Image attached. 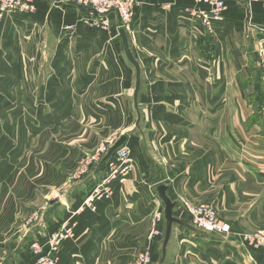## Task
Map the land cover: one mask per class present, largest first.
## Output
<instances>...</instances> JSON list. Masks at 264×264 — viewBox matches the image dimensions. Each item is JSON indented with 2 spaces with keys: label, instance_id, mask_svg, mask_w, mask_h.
<instances>
[{
  "label": "crops",
  "instance_id": "crops-1",
  "mask_svg": "<svg viewBox=\"0 0 264 264\" xmlns=\"http://www.w3.org/2000/svg\"><path fill=\"white\" fill-rule=\"evenodd\" d=\"M137 2L132 22L122 25L113 14L108 32L103 33L88 27L92 13L83 7L62 4L59 0H25L21 8L28 6L32 8L31 13H15L14 25L5 27L1 39L10 41V48L20 49L24 44L31 47L32 57H28V61L25 62L24 53L17 56V64L22 66L29 62L38 67L40 60L34 59L35 50L39 45L47 48L49 81L67 77L80 80L78 72L69 73L73 50H80L81 58L76 63H88L94 58L95 53L90 49H99V56L104 51L105 55L103 52L93 64L96 68L102 66L101 75H108L106 67L111 69L117 63L113 53L124 50L119 36L124 29L142 69L141 94L146 83L154 108L172 110L179 117L176 122L165 120L162 123L163 147H159L156 158L162 165L161 172L152 174V166L146 162V158L151 160V157L148 153L141 154L143 160L139 159L147 167L144 166L146 174L143 176L136 170L124 192L119 193L118 203L99 206L96 214L99 242L109 237L112 242L123 241L122 248L126 245L130 249L123 257H130L138 247L137 236L150 226L148 211L154 205L148 196L150 187L157 189L165 185L169 188L168 197L177 204L174 210L177 218L191 223L184 213V201L210 205L231 225V234L215 235L178 226L173 229L163 264H194L193 261L199 260L194 255L197 245L202 251L206 250L203 258L207 264H264V249L244 247L242 243L243 233L264 229V111L254 104L257 91L264 84V71L257 67L256 52L264 42V0L250 5L227 1L223 20L214 22L212 27L203 25L196 17L195 0ZM202 9L208 8L203 6ZM71 26H75V30H69ZM62 64L64 68L58 69ZM218 65H221V76L216 73ZM98 76L90 74L89 77L96 80ZM231 81L236 83L231 84ZM101 88L108 89L107 85ZM114 88L118 85L111 84V89L104 90V94H117ZM221 95L230 97L224 109L217 108L216 104V98ZM190 98L192 101L197 98L202 104L190 105ZM138 103L141 109L140 94ZM140 113L138 130L145 143L147 138L141 127L143 112L140 110ZM112 123L116 128L121 127L116 117ZM149 125L151 129L152 122ZM122 135L130 141L127 134ZM238 142L255 152L248 156L252 160L250 167L244 165L239 155L233 156L232 145ZM106 164L100 165L96 173H103ZM135 189L143 195L141 204L137 202L134 207V211L145 215L142 225H131L127 218L131 209L128 199L136 201V194L140 196ZM108 205L112 206L110 210H107ZM162 222L165 226L164 214ZM187 250L190 254H186Z\"/></svg>",
  "mask_w": 264,
  "mask_h": 264
},
{
  "label": "rangeland",
  "instance_id": "rangeland-1",
  "mask_svg": "<svg viewBox=\"0 0 264 264\" xmlns=\"http://www.w3.org/2000/svg\"><path fill=\"white\" fill-rule=\"evenodd\" d=\"M24 3L25 0H21L13 8H1L0 4V264H159L166 220L164 226L162 215L165 208L155 187H150L148 193L154 204L148 211L150 226L137 236L138 247L128 258L123 257L130 250L126 245L122 248L123 241L112 242L109 237L99 242V216L96 214L101 204L120 201L119 193L124 192L127 181L130 182L136 170L143 176L146 174L141 154L148 153L151 157V160L146 158V162L152 166V174L161 172L162 165L156 158L159 147H163L165 129L162 123L165 120L178 121L177 113L154 108L147 92L149 85L145 83L142 94L140 91L141 127L147 138L145 150L142 134L135 127L137 114L132 96L136 71L121 49L118 54L113 53L116 65L111 69L106 67L108 75H101L102 66L96 68L93 64V61H99L104 51L99 56V49H90L95 53L94 58L88 63H76L81 58L80 50H73L69 73L78 72L80 80L67 77L49 81L47 73L50 68L46 63L50 58L49 51L40 45L34 58L40 60L38 67L29 62L23 66L17 64L20 53L25 54V62L31 59V47L24 44L20 49L10 48L12 43L1 37L6 26L14 25L15 13H31L32 8H21ZM69 30H75V26ZM256 52L258 54V48ZM57 67L64 68L63 64ZM216 73L221 76V65L216 66ZM90 74L100 77L95 80L89 77ZM111 84L118 85L113 89L117 94H104L111 89ZM103 85L108 87L105 92L101 88ZM257 94L253 103L264 111V84ZM229 100L227 95L217 97V108L224 109ZM241 101L244 103V99ZM199 104H202L199 99L192 101L190 98V105ZM115 117L121 125L119 128L112 123ZM123 133L130 139L120 148L128 152L124 163L130 169L123 173L126 176L122 177L124 168H116L118 162H114V156L105 163L103 173H96V169L104 164L109 149ZM252 152L241 142L232 145L233 156L239 155L245 166H251L252 160L248 156ZM116 177L120 178L119 186L124 183V188L117 186ZM93 179L96 180L92 182ZM103 181L105 187L100 193L99 184ZM135 192L140 196L136 194V201L128 199L131 209L127 218L131 225H142L145 215L137 209L134 211V207L137 202L141 204L143 195L138 189ZM59 203L58 208L49 212ZM110 208L112 206L108 205L107 210ZM242 238L244 247L264 249V229H251L243 233ZM195 247L194 255L199 260H192L193 263L207 264L203 258L206 250L202 251L198 245ZM186 254H190V250Z\"/></svg>",
  "mask_w": 264,
  "mask_h": 264
},
{
  "label": "built area",
  "instance_id": "built-area-1",
  "mask_svg": "<svg viewBox=\"0 0 264 264\" xmlns=\"http://www.w3.org/2000/svg\"><path fill=\"white\" fill-rule=\"evenodd\" d=\"M21 0H1V8L4 7H16L20 4ZM227 1L229 0H195L197 6L195 10L196 17L201 20V23L205 26H211L214 21H220L224 10L227 7ZM241 4H254L257 0H232ZM62 4H74L87 9L91 12V22L88 23V27L96 29L97 31L106 33L110 27L111 16L114 14L120 20L122 25H128L132 22L134 10L138 5L137 0H59ZM208 9H202V7ZM258 64L264 71V42L258 47ZM114 162H118L116 168L122 169V177H125L123 173L129 171L130 167L124 163L128 159V152L123 149L117 150L114 155ZM117 173V172H116ZM117 186L122 188L124 183H120L119 179ZM121 182V181H120ZM104 181L99 184V192L104 191ZM104 200V198H101ZM184 213L190 219L191 223L198 229L207 233H215L219 235L229 236L231 234V225L224 221L218 215L216 209L210 205H195L187 202H183ZM246 237V236H245Z\"/></svg>",
  "mask_w": 264,
  "mask_h": 264
},
{
  "label": "water",
  "instance_id": "water-1",
  "mask_svg": "<svg viewBox=\"0 0 264 264\" xmlns=\"http://www.w3.org/2000/svg\"><path fill=\"white\" fill-rule=\"evenodd\" d=\"M120 39L122 40V45L124 49L125 56L127 60L130 62V64L134 67L136 71V82H135V89L133 94V102H134V108L137 114V121H136V128L140 127V121H141V113L139 109V103L138 98L141 90V75H142V69L139 64V62L135 59L131 48L129 46V39L124 29H121L119 32ZM127 143V136L122 135L119 140L109 149L108 153L103 159V163L108 162L112 159L114 154L118 149H120L122 146H124ZM168 187L165 185H161L157 188L158 196L162 200L164 204V216L166 220V230H165V236L162 243V258L160 260V264H163L167 257V249L169 242L171 240L172 232L175 227V225L181 226L183 228L192 230V231H199V229L195 228L189 223L184 222L183 220H180L177 218L174 214V209L177 206L175 202H172V200L168 197L167 191ZM61 204H57L49 212H53L56 208H58Z\"/></svg>",
  "mask_w": 264,
  "mask_h": 264
},
{
  "label": "bare ground",
  "instance_id": "bare-ground-1",
  "mask_svg": "<svg viewBox=\"0 0 264 264\" xmlns=\"http://www.w3.org/2000/svg\"><path fill=\"white\" fill-rule=\"evenodd\" d=\"M169 190V189H168ZM167 193H168V191H167ZM176 208V207H175ZM175 210V209H174ZM185 222V221H184ZM187 223V222H186ZM192 224V223H191ZM193 225V224H192ZM194 226V225H193ZM195 227V226H194ZM197 228V227H196ZM160 264V263H159Z\"/></svg>",
  "mask_w": 264,
  "mask_h": 264
}]
</instances>
